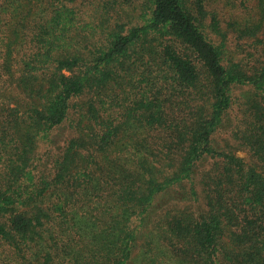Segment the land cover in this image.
Wrapping results in <instances>:
<instances>
[{
    "label": "trees",
    "instance_id": "obj_1",
    "mask_svg": "<svg viewBox=\"0 0 264 264\" xmlns=\"http://www.w3.org/2000/svg\"><path fill=\"white\" fill-rule=\"evenodd\" d=\"M34 1L31 102L0 104V264H264V58L223 26L261 33L264 0Z\"/></svg>",
    "mask_w": 264,
    "mask_h": 264
},
{
    "label": "rangeland",
    "instance_id": "obj_2",
    "mask_svg": "<svg viewBox=\"0 0 264 264\" xmlns=\"http://www.w3.org/2000/svg\"><path fill=\"white\" fill-rule=\"evenodd\" d=\"M102 2L103 0H82L81 5L85 8L88 7L89 4L99 6ZM34 3V0H32V2L30 0H15L13 6H18V9H14L16 11L14 12V10L8 6L7 0H0V31H2L0 35H2L1 37L4 36L3 41H0V49L2 50V55H4V58L0 60V104H6V106L12 107L14 102L21 103L22 101L25 102L28 100L29 103L31 102V100L28 99V95L23 93L17 85L18 79L22 74V69L20 68L21 64L17 63V59L28 57L35 51L37 46V44L34 43L35 40H32V35L36 34L37 29L34 24H32V17L28 14L30 10H33L32 7ZM252 6L253 3H251V7L249 8V12L251 13L250 16H247L245 13L241 15L234 14V16L245 20L247 18H252L251 16L253 15L257 18L259 15L257 13H252ZM32 13L33 12H31V14ZM230 15V11L226 9L224 14L225 18H230ZM29 25H31V27H29ZM223 26L225 27V31H227L226 33H229V47L238 52L239 59H245L247 69H253L254 65L259 63V59L264 58V30L254 37L248 36L244 37L242 40L238 37L242 32H234L232 28L226 27L225 25ZM13 30L15 34L17 32L19 33V40L15 38L14 34L12 36ZM231 147L238 157L249 160L248 151L238 149L236 145H232Z\"/></svg>",
    "mask_w": 264,
    "mask_h": 264
}]
</instances>
